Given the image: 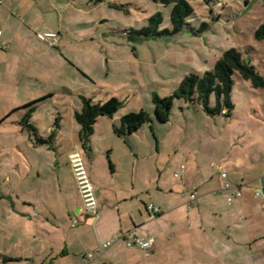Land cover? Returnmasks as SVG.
<instances>
[{"label": "rangeland", "instance_id": "obj_1", "mask_svg": "<svg viewBox=\"0 0 264 264\" xmlns=\"http://www.w3.org/2000/svg\"><path fill=\"white\" fill-rule=\"evenodd\" d=\"M58 1L66 3L62 13L65 25L61 28L64 40L60 41V52L56 48L51 50L58 52L60 62L64 63L49 67L56 72H50L53 76L48 80H34V97L41 98L33 120L40 133L46 136L58 115L66 131H70V121L76 123L74 111L82 106L80 96L91 98L95 103L116 96L123 104L113 114V120L99 119L97 123L103 128L105 139L96 143L102 148L106 144L114 148V159L120 168L116 181L126 184L135 175L136 186L151 191L161 176L162 184L172 187L174 193L184 199L193 190L182 178L173 176L181 164L188 170L217 159L227 151L251 152L249 134L259 131L256 120L260 117L255 112L264 116V89L253 87L237 71L232 75L234 108L230 116H210L197 101L174 96L169 119L162 122L156 118L152 98L154 93L160 97L173 96L186 75L212 71L218 58L230 48L239 50L264 77V40L254 37V31L264 24V0H187L193 12L178 32L171 31V3L155 0ZM45 5L43 0L42 6ZM57 12V8L50 11L53 26L57 24ZM156 13L162 18L158 24L160 35L145 37L133 33L147 26L149 17ZM42 30L43 26H36L35 31L42 33ZM41 45L45 43L41 41ZM21 95L0 100V118L9 111L14 100H21ZM214 103V94H211L210 105ZM139 109H144L150 120L124 138L116 136L112 124L120 126L122 115ZM18 117L19 111L13 112L0 126L3 128L0 130L2 161H10L11 150L18 149L22 153L34 150L27 132L14 129ZM126 138L141 157L135 168L124 160L122 149L127 144ZM235 142L230 148L229 144ZM9 171L8 168L7 173ZM4 175L2 190L13 195L17 207H24L16 195L24 194L25 189L18 188L17 181H6ZM167 194L162 197L172 198ZM144 198L151 201L147 193ZM23 226L13 212L10 199L0 198V264H46L44 247L37 242L32 245L33 238L26 237ZM5 256L30 258L16 260L5 259Z\"/></svg>", "mask_w": 264, "mask_h": 264}, {"label": "crops", "instance_id": "obj_2", "mask_svg": "<svg viewBox=\"0 0 264 264\" xmlns=\"http://www.w3.org/2000/svg\"><path fill=\"white\" fill-rule=\"evenodd\" d=\"M42 1H0V100L22 94L21 98L18 97L21 100H14L9 111L0 118V126L13 112L19 111L14 128L18 132H27L19 120L28 104L41 98L34 97V80H48L53 76L51 73L56 72L54 69L50 71L49 67L64 63L60 62V54L51 49L60 52L58 48L64 36L61 28L65 25L62 13L66 10V3L45 0L44 7ZM56 8L58 20L53 26L50 11ZM37 25L43 26V32H58V44L51 47L41 39V32L35 31ZM35 64L38 65L36 68ZM38 102L34 104L31 122L40 136L50 138L46 143L34 144L27 132L34 150L30 153L11 150L9 162L0 160V198L10 199L13 212L18 220H22L24 234L33 238L31 244L37 242L44 247L46 264H243L242 260L248 264H264L263 200L254 197V190L264 187V116L258 111L255 113L260 117L256 120L259 131L249 134L250 153L227 151L196 168L187 170L185 166L178 178L190 185L196 194L195 199L186 203L187 197L184 199L175 194L172 187L164 186L161 176L151 191L136 186L135 175L126 184L116 181L120 168L114 159V148L108 144L103 148L96 144L105 139L98 121L108 116L97 117L90 149L85 152L80 146L77 122L70 121L71 130L66 131L58 115L46 136L40 133L33 120ZM108 118L113 120L114 116ZM114 126L115 123L112 124L113 132ZM126 141L122 149L124 160L133 168L141 157L127 138ZM232 144H229L230 148L236 142ZM77 149L84 154L94 187L97 218L84 214L69 165L68 154ZM220 171H225L226 179L232 185H240L242 191V196L230 205L226 198L231 191L222 189ZM1 172H4L6 181H17L18 188L25 189L24 194L16 195L24 207H17L13 195L2 190ZM146 193L149 202L144 198ZM167 193L172 198L162 197ZM150 203L160 208V212L151 217L146 209ZM73 218L78 220L75 226L71 225ZM133 235L152 237L153 248L142 250L133 243ZM109 239L114 242L106 250L83 261L85 254L96 253L99 244ZM4 258L27 260L30 257Z\"/></svg>", "mask_w": 264, "mask_h": 264}, {"label": "trees", "instance_id": "obj_3", "mask_svg": "<svg viewBox=\"0 0 264 264\" xmlns=\"http://www.w3.org/2000/svg\"><path fill=\"white\" fill-rule=\"evenodd\" d=\"M164 4L171 3L170 12L171 31L178 32L186 23V18L193 12L192 6L187 0H155ZM160 13L149 17V24L141 30L133 33L141 36H155L162 33L158 30L161 21ZM257 40H264V24L254 31ZM237 71L242 79L249 80L253 87L264 89V77L261 76L250 61H246L242 53L230 48L225 50L214 64L212 71H206L202 75L190 73L186 75L173 96L160 97L153 94L155 105V115L159 121H167L170 109L173 104V97H179L185 101H197L202 105L203 110L210 116L224 115L230 116L234 108L231 99L233 87V73ZM214 94L215 103L210 105V96ZM82 106L79 111H75L74 117L79 124V142L81 148L87 152L90 149V138L94 131V124L99 116L111 117L122 106L116 96H112L104 102H93L91 98L80 96ZM35 100L29 103V107L21 116L20 125L31 135L34 144H43L50 138H43L39 135L37 127L31 122V113L35 109ZM149 114L144 109L130 111L121 117V125L114 126V132L120 136L136 131L144 122L149 121Z\"/></svg>", "mask_w": 264, "mask_h": 264}, {"label": "built area", "instance_id": "obj_4", "mask_svg": "<svg viewBox=\"0 0 264 264\" xmlns=\"http://www.w3.org/2000/svg\"><path fill=\"white\" fill-rule=\"evenodd\" d=\"M2 1V0H0ZM39 37L43 39L49 46H56L59 42L58 32L56 31H44L39 34ZM68 161L71 167L74 179L76 181L81 199L83 212L86 215H91L94 218H97V199L94 192L93 184L90 180L86 161L83 152L80 149L74 150L68 154ZM185 170V165L181 164L176 172H174L175 177H180ZM219 178L221 180L222 189L230 190L231 194L226 198L227 204H232L234 199H238L242 196V191L240 185H232L226 179V172L220 171ZM254 197L257 199L263 200V209H264V187L260 186L254 190ZM196 198V194L191 192L186 199V203ZM171 205V204H170ZM146 209L151 216H154L158 212H160V208L150 203L146 205ZM78 223L76 218L72 219V226H75ZM132 241L135 245H137L142 250H150L153 248L154 240L152 237L142 238L137 235L132 236ZM114 239H109L103 243H101L97 250L96 254L102 253L106 250L112 243ZM93 257L92 253H87L83 256V261H88Z\"/></svg>", "mask_w": 264, "mask_h": 264}]
</instances>
